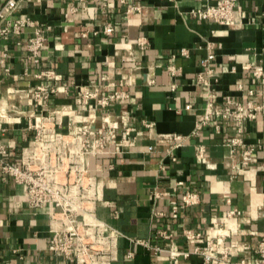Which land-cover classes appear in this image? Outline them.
I'll return each instance as SVG.
<instances>
[{
  "label": "crops",
  "instance_id": "crops-1",
  "mask_svg": "<svg viewBox=\"0 0 264 264\" xmlns=\"http://www.w3.org/2000/svg\"><path fill=\"white\" fill-rule=\"evenodd\" d=\"M5 1L0 0V8ZM218 1L18 0L15 18L51 27L39 62L27 59L30 27L0 39V141L10 144L13 161L34 134L30 124L39 111L26 94L44 81L32 76L43 69H54L59 81L71 86L41 112L80 115L103 133L106 120L120 126L116 141L90 161L96 217L119 232L111 264H206L200 254L172 257L170 249L191 252L209 240L227 248L231 261H251L264 240V112L247 122L219 120V131L205 126L193 134L208 91L216 107L226 95L243 103L264 102V0H237L234 23L227 26L188 13ZM127 3H139L140 12L127 13ZM71 7L76 11L65 16ZM106 23L113 26L109 35L101 32ZM139 37L147 38L146 47L138 46ZM181 48L188 56L180 54ZM208 53H214L209 88L196 84ZM169 65L180 73L172 76ZM255 66L263 68L261 79L252 75ZM100 74L108 78L105 91L127 90L128 98L104 109L79 105L73 82L89 84ZM125 127L134 130L126 135ZM172 134L186 136L173 150ZM233 138L242 144L231 145ZM252 145L244 165V151ZM187 189L198 192L196 205L182 206ZM234 209L239 214L229 213ZM48 210H31L23 186L0 173V264H72L48 249ZM160 230L170 237L157 236ZM184 230L196 238L187 239Z\"/></svg>",
  "mask_w": 264,
  "mask_h": 264
},
{
  "label": "built area",
  "instance_id": "built-area-1",
  "mask_svg": "<svg viewBox=\"0 0 264 264\" xmlns=\"http://www.w3.org/2000/svg\"><path fill=\"white\" fill-rule=\"evenodd\" d=\"M119 1L126 3V0ZM236 1L219 0L216 4H209L204 8H191L188 13L199 20H211L226 26L232 25ZM18 6V0H6L1 6L0 39L8 40L20 35L24 28L30 27L32 33L27 38L25 47L27 59L36 64L40 60V51L46 44V33L51 27L37 25L29 17L15 18L14 13ZM105 6L106 3H103L102 7ZM140 10L139 3L128 4L126 7L127 13L140 12ZM75 11L76 8L71 7L65 16ZM101 32L106 35L111 34L112 24L106 23L101 28ZM82 36H86V32L82 33ZM137 44L140 48H144L148 45V40L145 37H139ZM180 54L188 56V51L181 48ZM213 58L214 53H208L201 61L204 69L197 74L196 84L210 87V78L213 74L210 61ZM8 70L5 68V72ZM167 70L172 76L180 73V68L174 65H169ZM252 75L254 78L261 79L262 66H255ZM32 76L35 79H44L26 94L33 108L39 111L33 123L30 124L34 134L28 144L21 148L20 158L17 161H13L9 155L10 144L0 141V173L11 176L15 183L23 186L26 201L31 210L49 209L47 214L51 232L48 245L50 251L70 260L72 264H111L116 257L119 232L96 217L97 187L96 178L90 169V161L104 150L108 142L116 141L120 126L112 125L106 120L107 127L103 133L100 130L93 131L90 124L81 120L80 115L66 113L59 109L41 112L52 97L60 94L67 95L71 84L59 81V75L52 68L40 70ZM107 79L106 75L100 74L89 84L77 85L73 82L77 89L75 97L79 105L89 107L93 105L104 109L112 102L124 101L128 98L127 90L105 91ZM247 94H252V91L248 90ZM213 98L214 94L208 91L202 117L196 122L193 134L205 126L219 131V120L247 122L255 120L259 112H264V102L243 103L226 95L222 106L216 107ZM189 107L186 105L187 109ZM122 129L126 135L134 130L132 127ZM171 138V150L182 146L186 140V136L181 134H172ZM230 144L241 145L242 141L240 138H233ZM253 149L252 145L244 151L245 157L242 164H247L248 156ZM169 151L170 149L167 152ZM203 152V146H199L200 158L203 157ZM177 185H182V182L178 181ZM181 201L182 206L196 205L199 202L198 192L187 189ZM229 213L239 214V211L234 209ZM156 234L164 239L170 237L165 230H160ZM184 236L187 239L196 238L190 230H184ZM218 245V242L209 240L202 247L195 246L191 252L170 249V255L186 258L191 253L200 254L206 264H264V240L255 247L254 258L251 261L244 258L231 261L228 249H219ZM154 249L161 250L159 247Z\"/></svg>",
  "mask_w": 264,
  "mask_h": 264
}]
</instances>
